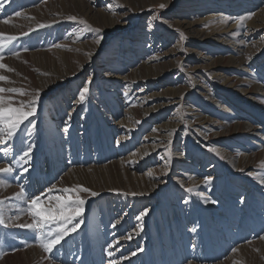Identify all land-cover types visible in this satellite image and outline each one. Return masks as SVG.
Masks as SVG:
<instances>
[{"label":"rangeland","instance_id":"rangeland-1","mask_svg":"<svg viewBox=\"0 0 264 264\" xmlns=\"http://www.w3.org/2000/svg\"><path fill=\"white\" fill-rule=\"evenodd\" d=\"M240 1L5 0L0 63L14 71L0 68V87L26 94L3 95H41L35 129L18 133L29 171L20 140L0 152L16 169L0 174V264H264V0ZM75 185L99 195L81 193L83 225L46 253L18 226L28 205L7 198Z\"/></svg>","mask_w":264,"mask_h":264},{"label":"snow or ice","instance_id":"snow-or-ice-1","mask_svg":"<svg viewBox=\"0 0 264 264\" xmlns=\"http://www.w3.org/2000/svg\"><path fill=\"white\" fill-rule=\"evenodd\" d=\"M5 0H0V10H3ZM168 6L164 3L158 5L159 9H166ZM16 16H21L20 12L15 13ZM156 19L155 16L152 17ZM246 18H251V14L248 17H240L239 20L243 21ZM70 20H76L77 18L74 16L68 17ZM4 23H9V20H4ZM81 23L87 26L86 21H81ZM46 25H38V27H45ZM90 28V26H87ZM95 32H100V29H91ZM27 35V33H24ZM6 39L8 41H14L18 39L16 36H7ZM100 39H103L101 36ZM5 34L0 33V61L4 59L3 53L5 51ZM99 43V40H97ZM15 55H19V53H14ZM0 68H6L9 72L14 71V69L9 68L6 64L0 63ZM0 81H9L8 76L0 75ZM91 83V80L85 82V86L81 88L79 91V101H84L86 98V94L89 92L88 84ZM4 93H18L21 96L25 95V91L20 88H5L0 87V152H2L5 156L9 154V152L14 151L13 148L9 147V142H13L16 140H20L18 133L21 130V126H24L25 131L30 134L29 129H35L36 124L30 119L35 116L38 110L41 90H36L32 98L28 101L24 100H15L13 96H5ZM70 119V117H69ZM27 122V124H25ZM25 142L20 140V149H19V161L20 168L24 173L29 171L28 167H24L23 165L28 164L31 160V154L33 151V146L31 144H27L24 146ZM119 144V141H117ZM209 151L215 152L216 155L219 153L215 148L209 147ZM16 169L9 164L6 167L0 168V174H11ZM243 171V169H240ZM212 178H205L206 184H211ZM2 183V182H0ZM264 184V180L261 181ZM54 189L49 187L47 189V193H52ZM62 195L49 196L47 200L42 199L41 194L33 193L31 196L25 193L23 187H21L20 192H17L12 197H8L7 199H22L28 205L27 211L30 213L32 217V223L30 224H20L19 227H26L28 229L33 230L38 233V236L41 241V247L44 249L46 253H50L57 245H60L62 241L65 240L67 236L77 232V230L83 225L84 221L81 218L85 212L86 199L81 196V193H89L91 196L99 195L97 192L92 191L90 188L85 187L83 185H75L73 187H68L60 190ZM187 192L191 193L194 191L193 188L189 187L186 189ZM131 195H138L137 193H131ZM139 195H144V193H139ZM207 203V198L205 199ZM212 203H217V201H211ZM5 201L0 200V225H5V213H4V205ZM184 203H188L187 200ZM240 203H244V198H240ZM148 209L143 210L137 219L143 220L144 216L147 215ZM19 219V216L16 217ZM115 227V225H113ZM140 230H143V224L139 226ZM192 232H196V227L191 229ZM131 239V236L127 237ZM118 243V242H117ZM115 245H113V248ZM197 245L195 243L192 244V248L196 249ZM143 251V249H140ZM232 251H238V249H232ZM137 253L132 252L131 255L135 256ZM109 256H113L114 252L109 251ZM128 257H123V259H127ZM110 264H118L117 260L110 261ZM191 264V261L188 262Z\"/></svg>","mask_w":264,"mask_h":264},{"label":"bare ground","instance_id":"bare-ground-1","mask_svg":"<svg viewBox=\"0 0 264 264\" xmlns=\"http://www.w3.org/2000/svg\"><path fill=\"white\" fill-rule=\"evenodd\" d=\"M245 1L246 0H241L240 1V5H241V7H243V6H246L247 7V5H245ZM238 5V4H237ZM245 16H249V15H245ZM244 17V16H243ZM259 20V18L257 17V19H256V21H258ZM193 21V20H192ZM198 19L197 20H195L193 23L194 24H198ZM256 21H255V18H253V20L251 19L250 20V26L251 25H256ZM252 22V23H251ZM192 23V24H193ZM210 24H212V23H210ZM191 25V24H190ZM241 26H243V25H241ZM261 27V26H260ZM238 28V27H237ZM242 28H244V26L242 27ZM222 29V28H221ZM244 30V29H243ZM240 31H241V29H240ZM260 31V30H259ZM238 32V31H237ZM241 36V35H240ZM246 36H249V33L246 35ZM205 37H207V36H205ZM263 40V39H262ZM238 41V40H237ZM242 42V41H241ZM240 42V43H241ZM240 47V46H239ZM261 47V46H260ZM263 47H264V45H263ZM241 49V48H240ZM251 55H254V53L252 52V53H250V50L249 49H246V50H243V51H238V56H239V62L241 61L242 62V59L244 60V62L246 63V62H250V61H252V56ZM242 81V82H241ZM240 82L241 83H244L245 81L244 80H240ZM135 110V112L136 113H138L137 111H138V109L136 108V109H134Z\"/></svg>","mask_w":264,"mask_h":264}]
</instances>
